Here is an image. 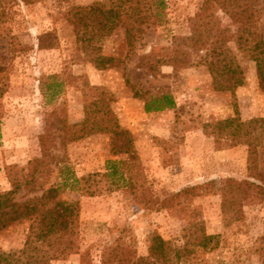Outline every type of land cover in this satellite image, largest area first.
Segmentation results:
<instances>
[{
    "label": "rangeland",
    "instance_id": "rangeland-1",
    "mask_svg": "<svg viewBox=\"0 0 264 264\" xmlns=\"http://www.w3.org/2000/svg\"><path fill=\"white\" fill-rule=\"evenodd\" d=\"M103 1L0 0V191L17 171L33 177L17 200L59 184V198L78 203L76 246L50 264H104L105 255L123 264V252L130 264L147 255L154 234L175 252L196 248L177 264H264V136L261 128L245 136L239 125L264 117L253 63L239 54L243 82L224 91L204 65L173 68L162 55L174 35H188L202 0H163L160 21L132 47L117 25L90 41L114 57L98 69L71 18L74 7ZM215 16L235 30L222 11ZM163 93L174 106L146 112L145 101ZM87 115L129 132L134 166L119 163L117 174L129 155L112 152L113 133L87 132ZM108 160L116 173L103 175ZM27 226L0 230V253H18ZM203 235L212 236L205 247Z\"/></svg>",
    "mask_w": 264,
    "mask_h": 264
},
{
    "label": "trees",
    "instance_id": "trees-1",
    "mask_svg": "<svg viewBox=\"0 0 264 264\" xmlns=\"http://www.w3.org/2000/svg\"><path fill=\"white\" fill-rule=\"evenodd\" d=\"M107 1L73 8L71 22L77 33L83 30L81 36L84 33L87 35L83 41L90 43L95 37L107 36L117 25V28H122L124 32L126 44L132 47L134 40L145 32V27L155 25L161 19L163 0ZM218 10L236 26L235 30H231L229 25L222 26L215 21V11ZM89 25L92 31L88 35L85 29ZM230 41L235 43L236 52L228 45ZM89 45L93 51L96 50V55L91 60L98 69L105 68L114 60V57L98 52V46L95 47L91 43ZM239 54L253 63L258 84L264 87V0H202L190 19L188 35H174L171 46L162 55V60L173 68L204 65L211 76L214 90L224 91L231 90L243 82ZM194 55L198 57L196 61L193 59ZM2 70L3 67L0 66V96L6 88L2 82ZM174 104L173 97L169 93H163L145 101L144 109L146 112L159 111L173 107ZM89 119L90 123L84 126L87 132L113 133L115 136L111 141L112 152L129 155L127 159L117 160V174L119 163H124L127 167L134 166L132 161L135 155L129 132L121 128L113 130L102 117L95 116L91 119L87 115L85 121ZM239 125L246 127L245 136L251 134L250 131L255 128H261V134L264 136V117H253ZM43 138L44 136H41L40 142L43 154H46ZM244 140L250 144L248 139ZM106 169L110 172L106 171L103 175L116 173V162L108 160ZM16 173L14 176L9 173L12 188L0 191V230L27 221V232L18 253H0V264H50L52 260L69 255L76 246L74 236L78 203L60 199L59 184L44 189L40 195L19 201L15 193L22 184H31L33 177L23 178V175H19L17 171ZM211 238V235H203V242L198 244L205 247ZM186 252L196 253V248L175 252L168 240L154 234L147 255L138 257L130 264H177ZM118 258L123 264L130 262L125 252ZM109 262L110 255H105L103 263Z\"/></svg>",
    "mask_w": 264,
    "mask_h": 264
}]
</instances>
